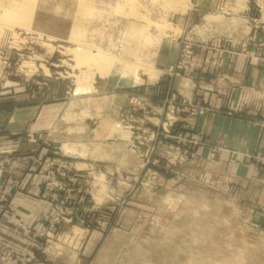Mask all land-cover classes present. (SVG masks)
<instances>
[{
  "label": "rangeland",
  "instance_id": "1",
  "mask_svg": "<svg viewBox=\"0 0 264 264\" xmlns=\"http://www.w3.org/2000/svg\"><path fill=\"white\" fill-rule=\"evenodd\" d=\"M174 1L29 0L19 22L26 5L4 0L0 221L29 246L0 243V264H264V209L241 176L264 151L210 120L264 121L192 94L194 56L244 53L264 0ZM19 192L36 208L12 222Z\"/></svg>",
  "mask_w": 264,
  "mask_h": 264
},
{
  "label": "crops",
  "instance_id": "2",
  "mask_svg": "<svg viewBox=\"0 0 264 264\" xmlns=\"http://www.w3.org/2000/svg\"><path fill=\"white\" fill-rule=\"evenodd\" d=\"M212 8L215 7L216 0H212ZM206 0H197L196 7L200 9L206 8ZM264 44V27L259 33H256L254 43H247L244 46V53L232 58L227 57L223 60L215 58L213 55H207L203 51H198L194 56V70L192 72V80L194 82V90L192 94L195 97L210 98L209 107H221V103L216 101L217 98H225L228 101L226 110L232 113L241 114H256L259 121H264V60L257 57L262 51ZM249 52H254V56L247 58ZM213 56V57H212ZM220 66V67H218ZM230 67V68H228ZM218 83L219 90L213 89L215 84ZM223 109V108H222ZM213 119V118H212ZM212 124L217 123L218 120H223L224 126L220 129L228 138H231L233 131L236 128L239 130L238 141L240 145H255L256 148H262L264 151V133H262L258 126H251V123L246 122L243 118L241 120L233 118L216 117ZM211 126V123H210ZM211 128V127H210ZM255 130L253 137H249L248 129ZM215 129V128H214ZM13 142V141H11ZM8 147V146H7ZM4 151V133L0 130V157L4 158V152H11L8 149ZM13 147V146H12ZM11 147V148H12ZM7 150V151H6ZM29 155H19L11 158L9 165L13 167V175L16 179L20 180L23 173L26 171V165L29 163ZM242 186L247 188L254 186L256 188L255 203L264 209V169L256 168L254 166L242 167ZM31 177V176H29ZM4 178V177H3ZM2 190L4 191V182L1 183ZM23 187V181L21 183ZM35 189V186H33ZM22 190V189H21ZM253 190V189H252ZM34 205L32 198L23 195L21 192L17 194L11 204L9 216L12 217V222L21 221L18 218L19 212L28 211ZM36 206H33L35 209ZM22 213V214H23ZM27 213V212H26ZM31 218H34L31 216ZM12 224V223H11ZM10 222L5 223L4 220L0 221V243L7 242L14 247L20 249L25 253L26 246H29L26 238L22 235V240L19 239V234ZM13 225V224H12ZM21 236V235H20ZM29 249V247H28Z\"/></svg>",
  "mask_w": 264,
  "mask_h": 264
},
{
  "label": "bare ground",
  "instance_id": "3",
  "mask_svg": "<svg viewBox=\"0 0 264 264\" xmlns=\"http://www.w3.org/2000/svg\"><path fill=\"white\" fill-rule=\"evenodd\" d=\"M16 1H17V0H16ZM129 1H130V0H129ZM187 1H188V0H183V1H182V0H175L174 3H177V4H179V6H181V5H180V4H181L180 2H182V3L185 4ZM16 3H17V2H16ZM16 3H14V4L16 5ZM25 3H29V0H21V3H19V4L17 3L18 5H16V6H15L16 8L14 7V9H16V11L20 10L19 8H22V6H23ZM81 3H82V2H81ZM3 4H4V0H0V11H1V9L3 8ZM31 4H32V3H31ZM34 4H35V3H34ZM135 4H136V3H135ZM163 4H164V3H163ZM165 4H166V3H165ZM177 4H176V5H177ZM12 5H13V3H12ZM25 5H26V4H25ZM132 6H133V5H132ZM33 7H34V6H33ZM33 7H32V9H33ZM173 8H174V7H173ZM173 8H172V9H173ZM14 9H13V10H14ZM10 10H12V9L10 8ZM30 10H31V7H30L29 5H26V6L24 7V10H22V11H24V13H23V12L20 13V14L22 15V17H19L20 14L17 15V17H19V19L21 18L20 21H19V19H16L17 17H16L15 19H13L12 17H8V18H10V19L12 18L13 21L15 20L16 22H17V20H18L19 22H23L24 20L27 19L26 16H29L28 12H29ZM31 11H32V10H31ZM31 11H30V12H31ZM3 12H4V10H3ZM30 12H29V13H30ZM8 13L10 14V12H8ZM12 15H13V14H12ZM12 15H11V16H12ZM13 16H14V15H13ZM1 17H2V16H1ZM4 17H5V16H3V18H4ZM14 17H15V16H14ZM8 20H9V19H8ZM8 20H7V22H8ZM1 21H2V19H1ZM5 21H6V19H5ZM15 21H14V23H16ZM28 21H29V20H28ZM9 22H12V21L10 20ZM19 24H20V23H19ZM21 24H22V23H21ZM8 27H9V26H8ZM11 27H12V26H11ZM13 27H14V26H13Z\"/></svg>",
  "mask_w": 264,
  "mask_h": 264
}]
</instances>
